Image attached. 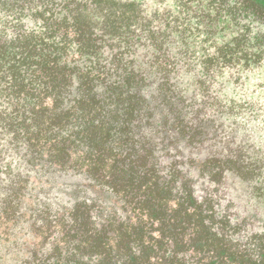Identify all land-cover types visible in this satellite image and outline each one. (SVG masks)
I'll return each instance as SVG.
<instances>
[{
	"label": "trees",
	"instance_id": "obj_1",
	"mask_svg": "<svg viewBox=\"0 0 264 264\" xmlns=\"http://www.w3.org/2000/svg\"><path fill=\"white\" fill-rule=\"evenodd\" d=\"M217 1L225 27L213 34H232L227 43L123 30L131 8L119 11L117 0H0V13L28 11L41 23L16 43L0 34V172H17L16 188L31 172L79 177L43 242L57 258L48 264H264V231L248 233V221L220 210L215 193L198 195L190 175L199 170L207 190L229 172L261 174L259 160L240 154L191 155L216 135L217 117L194 108L203 99L188 102L182 75L201 83L206 104L224 107L208 80L225 69L264 72V0H226V12Z\"/></svg>",
	"mask_w": 264,
	"mask_h": 264
},
{
	"label": "rangeland",
	"instance_id": "obj_2",
	"mask_svg": "<svg viewBox=\"0 0 264 264\" xmlns=\"http://www.w3.org/2000/svg\"><path fill=\"white\" fill-rule=\"evenodd\" d=\"M117 1L119 11L131 8V20L124 19L121 29H136L132 32L136 35L141 29L146 31L166 29L172 33L168 38L162 39L164 43H227L234 37L225 32L213 34V31H219L221 27H225L222 23L223 19L220 20L215 16L219 4L217 0ZM222 2L226 12L228 3L226 0ZM124 3H133V5L122 7ZM110 20L108 24L111 30H114L113 26L121 22L118 16L116 17L118 23H110ZM40 25L41 23L35 21L28 11L20 15L0 13V34L5 33L0 37L5 38L7 43H16V36H21L29 28H35L39 33ZM109 29L105 27L107 33L110 32ZM206 31L212 33L207 35ZM136 35H133L134 43H158L160 40L136 39ZM109 41L119 43L116 39ZM263 73L259 75L245 72L237 78V74L225 69L220 70L216 82L208 80L206 84L210 83L208 93L217 94L219 105H225L224 107L206 104L209 97L204 94L207 92L204 91L201 83H196L194 86L196 79L190 73L182 75L181 85H179L185 88L183 93L186 97H191L188 102L204 100V104L192 102L194 108L202 107V115L204 112L208 115L215 113L217 117L216 132H214L216 135L202 149H194L191 154L193 157L204 159L213 155L240 154L243 158L259 160L254 163L262 165L261 174L251 180L229 172L224 182L220 185H207V190L204 189L207 182L199 176V170L192 169L190 172V175L196 178V193L200 196L207 191L215 193L220 203L218 206L220 210L235 213L233 220L248 221L246 223L248 233L264 231L260 221L264 219ZM250 98L254 101L259 99L258 103L262 108L259 106L251 110L240 108V105ZM29 177L28 183L16 188L12 182L19 179L17 172H0V264H48L57 260L54 256L55 251L52 248L48 249L47 244L43 247V242L45 243V237L53 240L55 215L72 202L70 195L72 185L78 181L79 177L45 171L31 172ZM259 191L263 193L262 196ZM253 214L256 215V219L252 221L248 216ZM86 262L92 264L89 261Z\"/></svg>",
	"mask_w": 264,
	"mask_h": 264
}]
</instances>
